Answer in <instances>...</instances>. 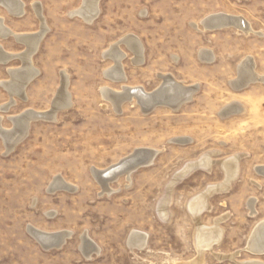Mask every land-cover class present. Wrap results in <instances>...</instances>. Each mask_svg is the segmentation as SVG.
<instances>
[{
  "label": "rangeland",
  "instance_id": "374dc122",
  "mask_svg": "<svg viewBox=\"0 0 264 264\" xmlns=\"http://www.w3.org/2000/svg\"><path fill=\"white\" fill-rule=\"evenodd\" d=\"M33 1H43L52 32L47 35L50 28L46 21L48 31L32 58L41 75L27 89V101L17 99L8 113L0 115L5 119L3 127L11 128L8 117L27 109L49 110L61 71L69 75L70 108L59 112L55 121H34L28 136L8 155L0 142V264H190L196 256L198 260L196 228L187 205L206 186L222 182L220 167L214 165L209 173L195 170L173 187L167 221L158 217L156 209L171 177L210 151L215 152L216 160L242 156L239 179L230 190L211 195L207 200L209 211L199 216L208 227L215 219L225 217L218 225L223 237L213 253L238 254L233 260L219 261L213 253L205 252L199 264H237L254 259L264 263V255L245 250L250 232L264 218V178L254 172V166L264 165V85L240 95H234L226 85L235 76V65L245 56L255 58L257 72L264 75V36L244 35L233 28L209 33L192 27L207 16L227 13L244 17L253 31L264 34V0H100V13L91 24L68 16L81 0H23L21 19H12L1 8L0 16L17 32H39ZM42 13L45 17L43 8ZM128 34L139 36L153 58L142 68L124 61L127 85L154 90L160 83L156 74L173 72L171 58L183 54L189 65L181 63L180 68L192 69L193 76L184 81L202 86L193 102L177 112L158 108L146 116L133 103L125 104L123 113H114L99 90L107 86L119 91L118 84L122 83L112 84L104 78L103 71L111 61L103 59L102 52ZM217 43L222 49V65L213 69L199 65L196 50ZM0 44L9 52L25 50L11 40ZM21 65L14 61L6 67ZM6 67L0 66V81L8 78ZM2 89L0 86L1 105L9 100ZM209 90L216 92L215 99L220 103L239 98L247 114L229 121L209 118L215 110L209 109ZM181 137L189 141L171 142ZM145 147L159 152L153 165L138 169L132 175V186L126 187L121 177L111 186L115 193L100 196L91 170L105 169ZM55 176L74 185L75 191L48 193ZM250 198L257 199L254 217L247 208ZM49 212L54 215L47 216ZM28 225L46 232L68 230L73 235L59 249L46 251L27 233ZM132 230L148 235L142 251H131L126 244ZM84 232L100 248L92 260L79 249Z\"/></svg>",
  "mask_w": 264,
  "mask_h": 264
},
{
  "label": "bare ground",
  "instance_id": "6f19581e",
  "mask_svg": "<svg viewBox=\"0 0 264 264\" xmlns=\"http://www.w3.org/2000/svg\"><path fill=\"white\" fill-rule=\"evenodd\" d=\"M99 1L100 0H82L81 6L78 9L71 11L69 13V17L77 16L84 23L91 24L99 15ZM0 3L4 6V8L8 10V12H10V14L15 15V17L16 15L23 16L25 12V4L21 0H2ZM32 7L34 10L33 12H35V15L40 20L39 32L27 34L15 33L9 28L5 27L2 24L0 18V38H12L16 43H22L25 48V50L20 53H7L0 45L1 65L8 62L9 60L14 59H19L22 63L21 67L19 68L8 69V73L10 75V79L8 78L9 80L0 81V86L5 89L9 95V100L0 105V111L7 112L11 107L15 106L17 99L27 101L28 98L26 95V87L39 75L38 69L33 65L32 58L38 50L40 41L42 40L45 33H47L48 27L46 26V20L42 13L41 4L35 1L34 3H32ZM229 20L234 23V26H229V23H227L229 22ZM192 27L194 29H199V27H201L203 29L202 31L209 32L225 28H233L244 35L255 34L262 37L264 36V34L262 33L253 31L250 24L244 19V17L233 16L227 13H218L207 16L198 24L193 23ZM121 46L125 47L131 54L129 61L131 62L133 67H139L144 62V46L142 44V41L137 36L132 34L123 36L117 42L111 44L109 47H107L106 50L103 51V59H109L112 63L110 67L106 68L103 71L104 78L112 84L122 83L119 91L112 90L107 86L101 87L99 90L101 99L112 106L114 113H121L122 108L125 104H136L141 112L147 116L158 108H167L172 112H177L185 104L190 103L193 95L197 93L198 87L183 85L181 82H177V80H175L171 75H168L166 73L158 74V79L162 81V84L159 88L156 89V91L152 90L151 92H148L143 87H139V85L128 86L124 84L127 80V76L123 68V61H125L127 55L124 51H122ZM203 49H200L198 51V56L201 62L206 63L209 62V58L206 57L207 50L204 51ZM211 53L213 54V52ZM254 62L255 60H252L251 57H245L238 64V76L229 81V86L233 91H242L250 83L264 85V75L259 74L255 71L256 65L254 67ZM60 74V85L54 98L51 101V108L49 110L36 111L27 109L20 114L8 117V120L11 121L12 124L11 128L7 129L4 128L2 124L0 125V140L2 141L5 155L12 153L16 149V147L28 136L30 126L34 121H55L56 113L65 111L70 108L71 97H69L67 92L69 75L66 71H61ZM234 104L231 103L227 105V108L225 107L226 111H228L229 109V114L241 116L246 113L245 107L241 105L242 103L236 102V104ZM30 113L41 116V119H32ZM1 121L2 116H0V122ZM184 139L186 140L187 138ZM171 142L180 144L181 142L185 141L181 140V138H175L172 139ZM145 151H151L155 153L150 161L147 159V156H149V152ZM158 153L159 152L155 149L147 147L139 148L136 149L132 154L122 158L117 163H114L105 169H92L91 173L100 189V196H111L113 193H115V190L111 186L113 184H116L121 179V177L125 180L126 187H129L133 182L132 175L136 171H138V169L142 168L133 166L131 162L127 163L124 166L117 167L121 161H124L125 159L130 157H135L134 159H138V163H140V160H148L147 165L144 166L147 167L151 166V164L153 163V158H155ZM241 157L242 156L240 154H234L223 159L221 158L220 160L217 158L218 160H216L215 152H207L196 160L190 161L185 164L175 175H173V177H171L172 179L165 187L166 191L163 196L162 203H160L156 209L159 214L158 217H160L163 221H167L170 217L168 206L170 204L172 189L177 183H179L190 173L198 169H202L203 171H207L209 173L214 165L219 166L223 172V180L221 183L206 186L204 190L194 196L187 205L189 214L192 216L195 223L196 230L194 234V243L196 247L195 249H197L199 252V259L197 260L196 256V261L190 264H199L200 259L203 258V254L205 252L213 253V247L221 242V239L223 237V230L219 228L218 225L225 220V217H221L217 220L215 219L214 224H212L211 227H208L203 225L199 221V216L202 213L209 211L210 207L207 205V200L211 195L217 192L220 193L227 191L230 185L239 177V164ZM255 172L258 175L264 177V166L255 167ZM99 177L101 178L99 179ZM47 191L50 194H54V192L56 191L72 193L75 191V186L71 183H68L63 178L55 176L49 183ZM255 200L256 199L254 198H250L247 203L250 217H254L257 214V210L255 208ZM35 203L36 202L34 200V206ZM46 215L53 216L54 214L49 212ZM26 229L27 233L32 236L33 239H35V241L43 250L46 251L59 249L63 245V243L73 235V233L68 230L46 232L35 228L32 225H28ZM250 233L251 234L249 236L248 243H246L247 245L245 250L251 252L254 255H264V218L254 226L252 232ZM80 236L81 238L79 249L86 259L89 260L94 254L98 255L100 253L99 246L90 238L88 233L84 232ZM147 239V234L142 233L141 231L132 230L127 237L126 244L131 251H142L147 245ZM58 242H62L59 247L58 245L60 243L58 244ZM237 254L238 252L226 256L218 253H213L216 259L219 261L225 259L233 260ZM236 263L264 264L255 259L249 261H238Z\"/></svg>",
  "mask_w": 264,
  "mask_h": 264
},
{
  "label": "crops",
  "instance_id": "0c3cea01",
  "mask_svg": "<svg viewBox=\"0 0 264 264\" xmlns=\"http://www.w3.org/2000/svg\"><path fill=\"white\" fill-rule=\"evenodd\" d=\"M2 0H0V2H1ZM22 2H23V0H21ZM33 2H35V1H33ZM36 2H40L41 3V5H42V8H43V12H44V15H45V6H44V4H43V1H36ZM24 3V2H23ZM82 4V0H81V3H80V5ZM99 4H100V1H99ZM79 5V6H80ZM78 6V7H79ZM24 7H25V5H24ZM77 7V8H78ZM0 8L1 9H3L5 12H6V14H8L9 15V17H11L12 19H21V18H19V17H21V16H18V15H16V17H15V15H13V14H10V12H8V10L6 9V8H4V6L0 3ZM77 8H75V9H77ZM25 9V8H24ZM75 9H73V10H75ZM72 10V11H73ZM71 12V11H70ZM69 12V13H70ZM68 13V14H69ZM99 13H100V11H99ZM12 15V16H11ZM25 16V15H24ZM69 16V15H68ZM0 18H1V21H2V24L5 26V27H7V28H9L10 30H12L13 32H15V33H18V34H23V33H20V32H17L15 29H13V28H11V27H9V26H7V24H6V20H5V18L4 17H2V16H0ZM23 18V17H22ZM45 18H46V21H47V25L49 26V20H48V17L45 15ZM72 19H74V18H72ZM79 19V18H78ZM97 19V18H96ZM80 20V19H79ZM96 21V20H95ZM94 21V22H95ZM83 23V22H82ZM85 24V23H84ZM49 28H50V31L47 33V35L50 33V32H52V30H51V27L49 26ZM222 31V30H221ZM215 32H220V31H215ZM215 32H209V33H215ZM34 33V32H33ZM24 34H27V33H24ZM46 35V36H47ZM132 35H134V34H132ZM45 36V37H46ZM126 36V35H125ZM135 36H137V35H135ZM141 41H142V44H143V46H144V62H143V64L141 65V66H139V67H133V65L131 64V62L129 61V58H130V56H131V54L127 51V49L125 48V47H122V51H124V52H126V55H127V57L125 58V60H127L128 62H129V64L131 65V67H133V68H142V67H144V66H146L148 63H150L149 61L153 58V56L152 55H150L149 54V50L146 48V46H145V43L143 42V40L139 37V36H137ZM122 38V37H121ZM2 38H0V41H8V40H11V41H13L12 39H6V40H1ZM45 39V38H44ZM120 39V38H119ZM118 39V40H119ZM118 40H116L115 42H117ZM115 42H113V43H115ZM13 43L15 44V45H18V46H23L22 45V43H16V42H14L13 41ZM113 43H111V44H113ZM42 44V43H41ZM110 44V45H111ZM1 46H2V48L4 49V51H6L7 53H20V52H22V51H20V52H9V51H7L6 49H5V47L2 45V44H0ZM109 45V46H110ZM217 46H215V45H213V46H210L209 48H207V47H205L204 49L203 48H199V49H197L196 50V52H195V56H196V61L199 63V65H205V66H208L210 69H213V68H219L220 67V65H222V64H220L219 65V62H220V57L222 56V49L220 48V46H219V44L217 43L216 44ZM41 46V45H40ZM108 46V47H109ZM24 47V46H23ZM123 48L125 49V50H123ZM200 49H203L204 51H206V57L207 58H209V62H206V63H204V62H201L200 60H199V56H198V51L200 50ZM211 52H213V54L211 53ZM103 53V52H102ZM210 53V54H209ZM185 56L186 55H181V54H179V55H174L172 58H171V60H170V64L171 65H173V68H174V71L173 72H166V74H168V75H171L175 80H177V82H181L183 85H186V86H197L198 87V91H197V93L195 94V95H193V97H192V99H191V101H190V103L191 102H193L194 101V99H195V97L197 96V95H199L201 92H202V86L199 84V83H187L186 81H184L185 79H187V78H191V77H193L190 73H191V71H192V69H187L186 67H182L181 66V68H180V65H182L183 63H186V64H183L184 66H188L189 64H187L188 62H185V59H187V57L185 58ZM213 57V58H212ZM215 57V58H214ZM245 57H251L252 58V60H255V58H253L252 56H245ZM244 58V57H243ZM242 58V59H243ZM188 59H189V57H188ZM242 59L238 62V63H240L241 61H242ZM174 60V61H173ZM214 60V61H213ZM14 61H18L20 64H21V61L20 60H17V59H15V60H9L7 63H5V64H0V66H4V67H6L7 65H9L10 63H12V62H14ZM107 61H109V60H107ZM196 62V63H197ZM182 63V64H181ZM197 63V64H198ZM238 63L235 65V76H234V78H236L237 76H238V74H237V65H238ZM255 64H254V67H255V65H256V67H255V71L257 72V69H258V66H257V62H256V60H255V62H254ZM34 64V63H33ZM112 64V63H111ZM198 65V66H199ZM20 66V65H19ZM19 66H17V67H19ZM35 66V65H34ZM111 66V65H110ZM109 66V67H110ZM123 68H124V71H125V73H126V76H127V80H126V85L129 83V76H128V73H127V71H126V67H125V65H124V61H123ZM16 68V67H15ZM35 68H37L36 66H35ZM192 68V67H191ZM8 69H10L9 67L7 68L6 67V69H5V72L7 73V76H8V78H10V75H9V73H8ZM38 69V68H37ZM39 70V69H38ZM40 71V70H39ZM162 74H164L165 72H161ZM161 73H158V74H161ZM213 73V72H212ZM258 73V72H257ZM158 74H156L157 75V77H158ZM221 74V73H220ZM40 75H41V71H40V74H39V76H38V78L40 77ZM183 77H184V79H183ZM8 78L6 79V80H8ZM38 78H36L34 81H32L27 87H26V91H27V89L34 83V82H36L37 81V79ZM233 79V78H232ZM6 80H3V81H6ZM229 80H231V79H228L227 81H226V85H227V87L232 91V93H234V95H240V94H242V93H244L245 91H247V90H250L252 87H255V86H258V85H261V84H254V83H250V84H248L247 85V87L246 88H244L245 90H242V91H240V92H234L230 87H229V85H228V81ZM159 81H160V84L157 86V87H155V91H156V89L157 88H159L160 86H161V84H162V81L159 79ZM184 82V83H183ZM187 84H189V85H187ZM190 84H193V85H190ZM118 85H120L121 86V84H118ZM128 86H133V85H128ZM136 86V85H135ZM139 87H143L144 88V86H140L139 85ZM145 89V88H144ZM5 93H6V91L4 90V89H2ZM146 90V89H145ZM153 90V91H154ZM147 91V90H146ZM148 92H151V91H148ZM27 94V93H26ZM6 95H7V93H6ZM212 96V98H210ZM28 97V96H27ZM237 97V96H236ZM216 98V92H214V91H210L209 90V109L210 110H213V109H215L214 110V116H209V118H217V119H219V120H222V121H229V120H231V119H233V118H239V117H243V116H245L246 114H247V107H246V105H245V103L243 102V101H241L239 98H235V99H228L227 101H225V102H222V103H220V102H217V100L215 99ZM236 100V101H235ZM7 102V101H6ZM229 102V103H228ZM236 102H238V103H242L241 105H243L244 107H245V109H246V113L244 114V115H241V116H235L234 114H229L228 113V111H229V109H228V111H226L225 110V107L227 108V105L228 104H236ZM5 103V102H4ZM220 103V104H219ZM3 104V103H2ZM234 104V105H235ZM1 105V104H0ZM215 107V108H214ZM180 110V109H179ZM9 111V110H8ZM8 111L7 112H5V111H0V115L1 114H6V113H8ZM224 111H226V112H224ZM213 112V111H212ZM220 112V113H219ZM59 113V112H58ZM58 113H56V115L58 114ZM228 117V118H227ZM3 120H5V119H3ZM3 120L0 122V125L2 124V126H3ZM30 129H31V127H30ZM181 140H184L185 142H181L180 144H182V143H186L187 141H189V140H185L184 138L182 139V137H181ZM0 142H1V140H0ZM1 144H2V142H1ZM2 146H3V144H2ZM3 149H4V147H3ZM243 159H245V158H243ZM242 162V161H241ZM258 166H264V165H256V166H254V172H255V167H258ZM240 171H241V163H240ZM256 173V172H255ZM257 174V173H256ZM258 175V174H257ZM239 176H240V174H239ZM260 178H264V177H262V176H260V175H258ZM60 178H63V177H61V176H59ZM64 179V178H63ZM237 179H239V177L237 178ZM65 180V179H64ZM222 180V179H221ZM66 181V180H65ZM237 181V180H236ZM259 184V183H258ZM256 187V186H255ZM257 188V187H256ZM231 189V188H230ZM229 189V190H230ZM258 189V188H257ZM255 199V198H254ZM255 204L257 205V199L255 200ZM255 205V206H256ZM256 209H257V206H256ZM258 211V210H257ZM258 215H259V213H258Z\"/></svg>",
  "mask_w": 264,
  "mask_h": 264
},
{
  "label": "water",
  "instance_id": "95a60500",
  "mask_svg": "<svg viewBox=\"0 0 264 264\" xmlns=\"http://www.w3.org/2000/svg\"><path fill=\"white\" fill-rule=\"evenodd\" d=\"M227 23H229V26H234V23L233 22H231L230 20H229V22H227ZM228 26V25H227ZM228 26V27H229ZM31 114V118L32 119H41V116H39V115H36V114H33V113H30ZM15 118V117H14ZM145 152H149L148 153V155L149 156H147V159L150 161L151 159H152V157L154 156V154L155 153H153V152H151V151H145ZM135 157H130V158H127V159H125L124 161H121L120 163H119V165L117 166V167H121V166H124V165H126L127 163H130L131 162V164L133 165V166H135V167H138V168H140V167H144V166H146L147 165V161L148 160H140V163H138V159H134ZM154 159V158H153ZM135 160V161H134ZM138 164V165H137ZM101 177H99V179H100ZM112 179V178H111ZM57 243V242H56ZM60 242H58V244H59ZM62 243V242H61ZM61 243L58 245V247L61 245Z\"/></svg>",
  "mask_w": 264,
  "mask_h": 264
}]
</instances>
